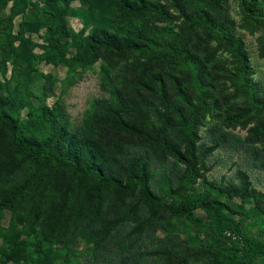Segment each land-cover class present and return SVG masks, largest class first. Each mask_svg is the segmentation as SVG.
Wrapping results in <instances>:
<instances>
[{
    "label": "trees",
    "instance_id": "trees-1",
    "mask_svg": "<svg viewBox=\"0 0 264 264\" xmlns=\"http://www.w3.org/2000/svg\"><path fill=\"white\" fill-rule=\"evenodd\" d=\"M37 1L0 0V10L30 4L44 18L48 61L71 69L92 65L101 55L114 59L112 67L100 64L107 96L93 102L83 130H71L58 101L44 100L52 84L43 82L40 93L35 89L32 40L20 22L13 33L12 20H0V61L9 63L17 80L14 88L0 84V216L18 206L30 215L7 257L19 262L31 246L37 264H71L70 250L62 252L55 243L80 237L86 243L97 240L104 249H122L131 240L120 241L129 235L120 232L119 221L167 230L165 220L174 218L207 227L211 235L197 243L177 241L168 233L156 249L162 264H189L193 258L264 264V237L244 234L252 224L264 226V208L258 205L263 193L250 188L244 171L237 188L214 184L200 170L206 147L198 143L199 127L223 102L227 125L250 113L264 115V100L225 16L224 0H82L76 15L92 27L87 34L72 32L70 40L64 15L71 0ZM238 5L247 22L264 24V0H238ZM177 19L182 24L172 25ZM210 41L216 43L212 49ZM217 49L231 53L233 60H215ZM95 122L98 130L111 128L117 136L96 135ZM209 129L219 132L207 146L211 152L222 146L223 137L227 140V132L216 124ZM253 130L264 138V122ZM168 160L181 170L158 172ZM157 176L173 177L177 185L166 186ZM236 193L242 211L219 198L233 203ZM108 196L114 204H107ZM46 200L51 204L44 213ZM17 220L22 222L20 216ZM36 224L42 230L35 231ZM219 239L241 255L222 247Z\"/></svg>",
    "mask_w": 264,
    "mask_h": 264
},
{
    "label": "rangeland",
    "instance_id": "rangeland-1",
    "mask_svg": "<svg viewBox=\"0 0 264 264\" xmlns=\"http://www.w3.org/2000/svg\"><path fill=\"white\" fill-rule=\"evenodd\" d=\"M37 2H39V5L47 3L45 0H38ZM81 8H83L82 0H71L70 9L64 15L66 38L68 40L71 39L72 32L87 34L92 27L90 21L84 24L77 17L76 11ZM224 8L225 16L233 23L232 31L240 38L242 48L247 55L251 78L257 82L258 95L264 100V24L252 25L247 22L239 9L238 0H224ZM8 19H11L14 23L13 33L18 29L17 24L20 22L24 36L30 38L33 42L34 57L30 60L33 63V68L30 72L34 75L35 89H39L37 92H41L40 85L43 82H47V86L52 84L51 90L44 97L45 102L52 104L54 101H58L69 128L71 130H83L90 120V115L93 113V102L98 98L107 96V90L102 87L101 83L100 64L112 67L114 58L110 55H101L98 62L96 60L92 65L87 67L76 66L68 69L54 59L49 61L46 59L44 48V40L47 35L46 22L42 16H38L30 4L1 9L0 20ZM157 24L161 23L158 22ZM179 24H182L180 19L172 23L175 26ZM209 44L212 49L216 43L215 41H210ZM215 52V60L223 61V58H226L229 63L233 60V55L226 50L217 49ZM6 82L9 83L10 88H14L17 84L16 78L10 75L9 63L0 61V84L2 85ZM228 93L231 92H227V100L229 98ZM230 100L235 101L233 98H230ZM226 109H228V105L223 102L222 108L216 110V115L207 117L199 127L198 135L200 139L198 143L202 142L204 147H206L200 153V170L203 176L214 184H232L237 188L242 185L239 172H246L250 180V188L263 193V196L259 198L258 205L264 208V138L255 134L253 130L255 125L264 122V115L250 113V115L242 118L239 123L227 125L224 122L225 118L223 115V110ZM214 124L227 132V140L223 137L222 146H218L209 152L207 146L213 143V136H219V132H211L209 129ZM93 125L96 135L103 132L109 138L117 136V132L111 128L98 130L97 123L95 122ZM89 131L90 129L88 128ZM181 168L182 165L168 160L164 165H159L157 170L158 172L166 171L171 173L176 170L180 171ZM156 178L158 182L160 179L163 180L166 186L175 187L177 185V181L173 177L162 178L157 176ZM156 188H158L157 185ZM236 194L237 196L234 197L233 203H230L225 197L219 198L231 204L233 209L242 211L239 207L241 197L238 193ZM253 199L254 197H251V200ZM46 201L44 213L49 212L47 207L51 204L48 200ZM114 203L113 197L108 196L107 204ZM18 216L22 218V222L17 220ZM29 217L28 209L23 206H18L14 211H11V209L3 211L0 216V264H37L36 253L31 246L27 247L28 256L19 262L7 257L13 241L22 237V224H28ZM256 218L257 216H255ZM119 222H123L118 228L120 232L124 236L129 235L120 241L131 240L130 244L122 249L118 247L104 249L97 244V240L86 243L80 237H76L72 243L66 238L60 243H55L54 246L61 249L62 252L70 250L71 264H84L85 262L88 264H162L161 256L156 253V249L159 248L160 242L167 241L166 236L168 233L174 235L177 241H195L197 243L211 235V230L207 229V227L197 226L186 219L167 218L165 220L167 230L164 228L153 230L151 225L142 227L137 222H132L128 219ZM34 228L35 231L42 230V227L38 224ZM69 234L68 232V236ZM244 234L262 238L264 237V226L260 227L257 223L252 224L245 230ZM219 244L222 247L230 248L232 254L241 255L239 250L231 248L230 243L219 239ZM127 255L131 256V261L128 263L125 262ZM53 264L62 263L59 260H53ZM189 264H210V262L207 259L193 258ZM223 264L239 263L228 258Z\"/></svg>",
    "mask_w": 264,
    "mask_h": 264
}]
</instances>
